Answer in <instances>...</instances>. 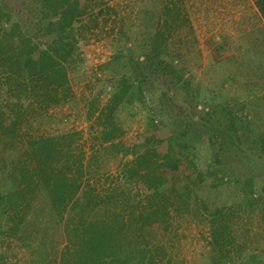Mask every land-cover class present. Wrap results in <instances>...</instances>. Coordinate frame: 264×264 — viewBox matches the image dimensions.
Here are the masks:
<instances>
[{
	"label": "trees",
	"instance_id": "obj_1",
	"mask_svg": "<svg viewBox=\"0 0 264 264\" xmlns=\"http://www.w3.org/2000/svg\"><path fill=\"white\" fill-rule=\"evenodd\" d=\"M88 1L0 0V155L24 141L23 128L31 118L74 98L71 68L78 44L76 25L92 11ZM253 1L264 20V0ZM173 11L166 8L154 32L143 36L140 58L121 53L110 64L117 63L112 105L100 109L94 103L89 110L91 117H97L108 154L126 157L128 149L118 143L123 132L115 120L116 111L128 103L133 89L138 91L135 101L143 102L144 85L160 81L164 86L161 106L166 115L160 122L152 117L144 152L123 169L128 183L150 193L146 205L139 202L135 207L125 197V205L130 206H123L121 213L97 216L107 198L115 204L119 197L95 195L91 180H85V154L80 149L75 153L80 134L73 133L28 143L23 158L13 164L9 174L19 173V189L0 193V221L9 216L16 232L31 214L40 220L48 212L59 228L55 234H66L64 227L69 236H76V242L68 240L74 250L67 251V256L75 258L74 264H159L161 255L167 256L162 250L154 251L150 232L168 231L173 213H198L200 208L209 219L215 250L226 263L232 261L236 213L264 208V130H251L253 146L245 147L235 124L227 132L221 123H212L218 113L200 112L193 105L198 94L186 83L183 69L170 60L173 25L181 16ZM152 20L153 25L155 18ZM128 41L132 39L125 49ZM180 90L187 91L189 98H181ZM223 111L234 123L232 112ZM231 157L247 165L245 179L232 174ZM2 171L7 169L2 167ZM206 186L217 191L240 188L238 206L210 209L198 195ZM54 244L50 241L41 264L58 256Z\"/></svg>",
	"mask_w": 264,
	"mask_h": 264
},
{
	"label": "rangeland",
	"instance_id": "obj_2",
	"mask_svg": "<svg viewBox=\"0 0 264 264\" xmlns=\"http://www.w3.org/2000/svg\"><path fill=\"white\" fill-rule=\"evenodd\" d=\"M89 4L92 11L76 25L78 44L71 68L74 98L31 118L23 128L24 141L0 155V168L7 169L0 173L1 194L19 189V173L11 177L9 174L14 170L13 164L23 158L30 141L77 133L80 139L74 148L76 154L80 153L78 149L85 154V180H91L96 196L119 197L115 204L107 198L96 215L121 213L123 206H130L125 205V197L135 207L139 202L146 205L150 193L128 183L123 178V169L144 152L152 117L156 116L160 122L166 115L161 106L164 86L160 81L144 85L143 102L135 101L138 91L133 89L128 103L116 111L115 120L120 122L118 126L123 132L118 143L128 149L126 157L108 154L107 147L102 145L97 117H91L89 110L94 103L100 109L112 105L117 63L110 64L121 53L140 58L144 52L143 36L154 32L166 8L174 10L173 15L176 12L181 15L180 21L173 25L169 55L174 65L183 69L191 90L198 94L193 105L200 112L218 113L212 123H221L227 132L233 131L235 124L240 144L253 146L249 139L251 130L257 131L258 127L264 130V20L253 0H91ZM129 39L132 41H128L125 49ZM179 94L181 98H189L187 91L180 90ZM226 108L234 115V123L225 115ZM246 121L253 125H247ZM228 144L231 146V141ZM229 167L242 180L249 170L233 157L229 158ZM240 194V188L217 191L206 186L198 195L213 210L238 206ZM191 202L195 210L196 204ZM48 214L40 220L31 214L16 232L9 216L1 219L0 264H41L51 247L50 241L59 251L46 264H74L75 258L67 256V251L74 250L68 240L76 242V236H69L64 227L66 234H55L58 225ZM236 216V247L230 263L223 261L215 250L209 219L199 208L198 213H173L166 232L160 229L150 232L154 251L162 250L167 256L161 255L159 264H264V208L247 214L240 211Z\"/></svg>",
	"mask_w": 264,
	"mask_h": 264
}]
</instances>
